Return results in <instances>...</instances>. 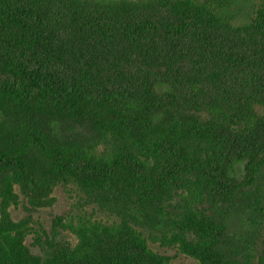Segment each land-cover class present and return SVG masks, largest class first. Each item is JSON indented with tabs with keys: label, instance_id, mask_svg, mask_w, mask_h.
I'll use <instances>...</instances> for the list:
<instances>
[{
	"label": "trees",
	"instance_id": "trees-1",
	"mask_svg": "<svg viewBox=\"0 0 264 264\" xmlns=\"http://www.w3.org/2000/svg\"><path fill=\"white\" fill-rule=\"evenodd\" d=\"M162 251L264 264V0H0V264Z\"/></svg>",
	"mask_w": 264,
	"mask_h": 264
},
{
	"label": "rangeland",
	"instance_id": "rangeland-1",
	"mask_svg": "<svg viewBox=\"0 0 264 264\" xmlns=\"http://www.w3.org/2000/svg\"><path fill=\"white\" fill-rule=\"evenodd\" d=\"M54 196L56 197V202L52 208L42 209L33 213L34 218L41 221L48 230H50L51 228L54 217L63 216L65 214H68L69 212L79 213L76 209L77 198L75 197L74 193L70 192L68 189L59 187L56 190ZM10 212L12 213V216L16 221L21 220L28 214L25 206H20L17 208L13 207L10 209ZM231 231L234 232V229L231 228ZM63 237L66 239H73L65 234L63 235ZM31 242L32 240L29 239L28 244L31 245ZM32 250L36 254H41L38 248H32ZM162 252L170 257H173L175 264H198L194 259L179 255L175 251Z\"/></svg>",
	"mask_w": 264,
	"mask_h": 264
}]
</instances>
